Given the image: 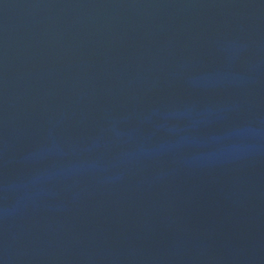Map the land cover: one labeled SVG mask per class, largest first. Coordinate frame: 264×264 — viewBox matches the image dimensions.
<instances>
[{
  "label": "water",
  "instance_id": "1",
  "mask_svg": "<svg viewBox=\"0 0 264 264\" xmlns=\"http://www.w3.org/2000/svg\"><path fill=\"white\" fill-rule=\"evenodd\" d=\"M0 264H264V0H0Z\"/></svg>",
  "mask_w": 264,
  "mask_h": 264
}]
</instances>
